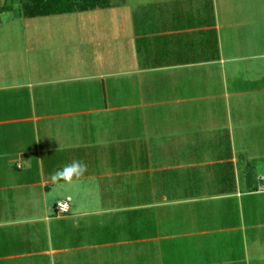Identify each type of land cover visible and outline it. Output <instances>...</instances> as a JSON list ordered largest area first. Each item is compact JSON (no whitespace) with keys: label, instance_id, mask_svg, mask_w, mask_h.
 I'll list each match as a JSON object with an SVG mask.
<instances>
[{"label":"crops","instance_id":"0c3cea01","mask_svg":"<svg viewBox=\"0 0 264 264\" xmlns=\"http://www.w3.org/2000/svg\"><path fill=\"white\" fill-rule=\"evenodd\" d=\"M89 12L68 23L87 43L66 63L0 47V264H136L143 241L122 215L136 207L122 202L137 197L139 164L146 211L170 199L185 207L186 228L174 238L194 263L183 264H264V199L255 206L241 192L185 194L224 186L213 168L226 165L236 175L232 191L257 194L264 162L259 174L250 163L264 161V0H118L69 14ZM111 79L113 102L92 101L87 90ZM122 136L124 148L109 151ZM76 160L87 166L82 176H54ZM173 169L203 177L182 179L176 197L155 194L154 179ZM65 200L71 210L59 216ZM231 201L243 226L213 228L211 209ZM171 237L146 238L145 264ZM238 246L242 258H232Z\"/></svg>","mask_w":264,"mask_h":264},{"label":"rangeland","instance_id":"374dc122","mask_svg":"<svg viewBox=\"0 0 264 264\" xmlns=\"http://www.w3.org/2000/svg\"><path fill=\"white\" fill-rule=\"evenodd\" d=\"M110 2L118 1V0H108ZM249 3H252L255 1L256 3L260 4L261 0H246ZM252 1V2H251ZM7 6L10 7L9 11H3L2 7ZM257 6V4H256ZM21 0H0V47H2L3 51H10L15 50L18 51L20 56L26 55L27 52L31 51H43V52H50L51 58L50 61L51 64L53 63H66V61L72 60V56L76 55L75 51L81 49L80 45L83 46L87 42H83L82 40L85 38V35H79L76 34V31L73 29L71 32L68 30L71 26L68 25L71 18H81V17H93L94 13H83V14H64L59 16H51V17H43V18H34V19H27L24 16L21 15ZM259 13L262 14V11ZM76 20V19H75ZM261 21V20H260ZM262 19V23H263ZM74 25V24H73ZM75 28V27H74ZM264 31V26L263 29ZM101 48L108 49L106 43ZM74 49V51H73ZM47 53H45L46 55ZM33 55V54H32ZM17 57V56H16ZM33 60V57L31 58ZM49 60V58L45 59ZM97 58H94L93 61L96 62ZM107 61H113V58L107 57ZM56 61V62H55ZM106 66V63H105ZM107 67V66H106ZM113 67V66H112ZM112 67L110 69H112ZM109 68V66H108ZM107 71H109L107 69ZM108 81V79H107ZM110 81V80H109ZM113 79L110 81V85H108V88H104L102 84H97L99 86H93L90 90H87L89 94L91 93L93 96L92 101L94 100H104L106 99L107 102H113L114 97V89H113ZM264 83V82H263ZM114 84V83H113ZM155 97L154 99H160L161 96H156L157 91H153ZM123 94H120L119 102L126 101L127 97L123 98ZM122 97V99H121ZM91 101V102H92ZM123 114V113H121ZM114 140L123 141V143L120 144V146H117L115 144L111 145L108 150L109 151H116L118 150V147L121 149L124 148L125 143L124 141L127 140V137L122 136L119 138H116ZM260 151V150H259ZM264 153V150L262 151ZM255 154V153H254ZM252 155V154H251ZM198 156V155H197ZM192 157H195L192 156ZM205 156H203L204 158ZM252 157V156H251ZM210 158V155H209ZM264 161H256L251 162V166H254L257 168V171H255L256 174H259L262 172L260 169H258L260 166L259 164L263 163ZM128 165L129 163H125ZM140 165L136 168L138 169V175H137V181L135 183L133 182V178H131L130 175H126L120 178L123 187H126L128 189V183L134 184L132 185V188L136 191L137 197L132 198L131 200H127L126 202H122V206H129L135 208V210H127V212H123V217H127L128 220L125 221L126 224V230L129 232V222L131 220L132 227L136 223V231L134 230L132 233V239L136 237L139 241H143L142 243L138 242V261L136 264H145V251H146V238L147 237H157L158 232L161 233V236H173V238H169L167 240H164L163 243L160 244V247L155 246V257L152 264H183L185 261L190 260L191 263H194V257L193 254L189 256L186 252L193 253V250L191 251H185L181 250L182 247L179 246L180 240L174 235L177 233L179 234L182 232L183 228H186V220L189 219L187 216L186 210H184V206H179L172 203L173 199L169 200V204L167 206H161L157 209H149L146 211L145 205L150 203L146 198H149V196H146V189L147 186L145 184L146 176L141 172ZM227 167L224 171H222V168ZM217 166L213 169L220 170L223 175L224 181L226 184L224 186H215L211 188H206L203 190L207 191H200V188H192L189 192L185 193L186 195H191L194 198H201L206 197L209 195L216 196L218 194H223L224 192H235V194H238L241 192L244 197L242 198L243 202H248L251 199V204L257 206L258 205V199L262 200L264 199V193H257L253 197H247L246 194L249 192L246 187L242 186L241 189H234V191L231 190L230 186L231 183L235 180L236 175L231 171L230 166ZM128 169V168H127ZM212 170V169H211ZM34 174V173H33ZM254 174V173H253ZM154 178L158 177L154 174ZM202 170L196 169V170H190L186 171L184 174L181 170L173 169L167 172L163 173V178H159V182L157 179H154V189L155 194L158 195H169V196H177L178 195V187L182 185V179L184 181H188L187 178L190 179L192 184L196 181H201L202 179ZM138 182V183H137ZM181 183V184H179ZM202 184V183H201ZM234 184V183H233ZM204 185V184H203ZM189 187V185H186ZM226 186H228V190H226ZM149 188V187H148ZM202 188V187H201ZM205 188V186H203ZM257 188V187H256ZM230 190V191H229ZM188 191V190H187ZM251 191V190H250ZM149 193V192H148ZM255 194V193H254ZM235 201H239V199H235ZM159 203H162L161 199L158 201ZM234 202L231 201L227 204L226 211L221 206L216 207V209H211V225L213 228H226V227H232L237 224L240 226H243V223H240L239 218L237 217L238 214H236V211L238 213V207L237 205H234V207L228 208L230 206H233ZM250 204V205H251ZM207 204H203L205 207ZM215 205V204H213ZM223 206V205H222ZM224 207V206H223ZM197 210H201L202 207L200 204H197ZM236 209V211H234ZM224 212V216H221L220 211ZM246 210V209H245ZM221 211V212H222ZM193 215L196 216L194 212L191 211ZM227 214V216L225 215ZM190 214V215H192ZM256 217V215L254 216ZM123 218V219H124ZM256 223L255 219H251V223ZM249 222H247L248 224ZM128 226V227H127ZM124 227V228H125ZM158 228V229H157ZM199 228V227H198ZM149 229H153L151 233H149ZM125 230V229H123ZM161 247L163 249H161ZM192 247V246H191ZM188 247H186L187 249ZM184 249V248H183ZM189 250V249H188ZM162 255V257H161ZM164 255V259H163ZM242 258V251L240 247H236V251L234 254H232V258Z\"/></svg>","mask_w":264,"mask_h":264},{"label":"trees","instance_id":"16d2710c","mask_svg":"<svg viewBox=\"0 0 264 264\" xmlns=\"http://www.w3.org/2000/svg\"><path fill=\"white\" fill-rule=\"evenodd\" d=\"M108 0H21V15L25 18L59 16L85 12L108 5ZM9 11L10 7H2Z\"/></svg>","mask_w":264,"mask_h":264},{"label":"clouds","instance_id":"9594fccd","mask_svg":"<svg viewBox=\"0 0 264 264\" xmlns=\"http://www.w3.org/2000/svg\"><path fill=\"white\" fill-rule=\"evenodd\" d=\"M87 170V166L82 161H73L71 164L65 165L63 169L58 170L54 176L64 179H71L72 177H79Z\"/></svg>","mask_w":264,"mask_h":264},{"label":"built area","instance_id":"2783aa9c","mask_svg":"<svg viewBox=\"0 0 264 264\" xmlns=\"http://www.w3.org/2000/svg\"><path fill=\"white\" fill-rule=\"evenodd\" d=\"M257 193H264V173L257 178ZM56 212L59 216L66 215L71 210V203L68 200L61 201L56 205Z\"/></svg>","mask_w":264,"mask_h":264}]
</instances>
